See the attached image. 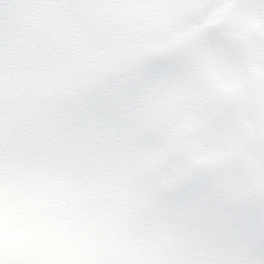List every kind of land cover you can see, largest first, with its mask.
I'll use <instances>...</instances> for the list:
<instances>
[{"label":"snow or ice","instance_id":"1","mask_svg":"<svg viewBox=\"0 0 264 264\" xmlns=\"http://www.w3.org/2000/svg\"><path fill=\"white\" fill-rule=\"evenodd\" d=\"M11 104L150 194L157 264H264V0H0Z\"/></svg>","mask_w":264,"mask_h":264},{"label":"rangeland","instance_id":"2","mask_svg":"<svg viewBox=\"0 0 264 264\" xmlns=\"http://www.w3.org/2000/svg\"><path fill=\"white\" fill-rule=\"evenodd\" d=\"M7 244H11V242H9V243H7ZM12 245V244H11ZM101 258H106V257H104V256H101ZM95 260V259H94Z\"/></svg>","mask_w":264,"mask_h":264}]
</instances>
